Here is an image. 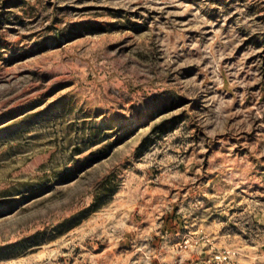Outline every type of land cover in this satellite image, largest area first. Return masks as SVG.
I'll return each mask as SVG.
<instances>
[{
    "label": "rangeland",
    "instance_id": "1",
    "mask_svg": "<svg viewBox=\"0 0 264 264\" xmlns=\"http://www.w3.org/2000/svg\"><path fill=\"white\" fill-rule=\"evenodd\" d=\"M0 264H264V0H0Z\"/></svg>",
    "mask_w": 264,
    "mask_h": 264
}]
</instances>
